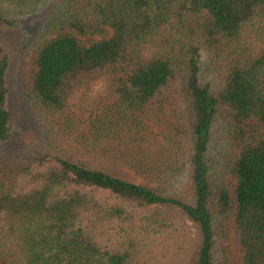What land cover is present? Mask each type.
<instances>
[{"label": "trees", "instance_id": "1", "mask_svg": "<svg viewBox=\"0 0 264 264\" xmlns=\"http://www.w3.org/2000/svg\"><path fill=\"white\" fill-rule=\"evenodd\" d=\"M65 22L80 35L112 31L88 43L61 31L36 51L31 112L80 152L6 175L0 264H147L141 252L155 234L186 222L194 232L181 242L182 264H215L221 219L233 224L241 263L264 264V0H83ZM170 25L185 39L179 50L153 49L168 43L160 32ZM7 65L0 46V143L11 134ZM178 82L187 103L176 119L168 111ZM219 114L229 155L213 148ZM23 171L31 181L19 188Z\"/></svg>", "mask_w": 264, "mask_h": 264}, {"label": "rangeland", "instance_id": "2", "mask_svg": "<svg viewBox=\"0 0 264 264\" xmlns=\"http://www.w3.org/2000/svg\"><path fill=\"white\" fill-rule=\"evenodd\" d=\"M83 0H40L36 6L28 7L26 3H16L9 0H0V8L5 12L7 23L0 25V46L7 56V69L5 75L6 95L4 107L11 115L10 137L0 143V186L8 173L27 168L29 171L45 169L38 161L46 154H56L61 151H69L79 154L80 150L74 141H70L60 135L57 130L46 131L38 118L31 112L28 95L30 93L32 73L35 68L36 51L44 40L50 39L61 31L73 32L78 40L88 43L93 40L108 37L111 29L104 28L101 32L80 35L71 31L65 22L68 12L81 8ZM178 27L171 25L163 28L159 40L153 49L179 50L181 40L184 42L182 32ZM202 51L201 57L207 60L208 54ZM206 72L213 73V67ZM223 71V66L222 70ZM176 105L169 107L168 116L178 119L185 117L187 100L183 99L182 85L176 84ZM41 120V119H40ZM185 123V119H181ZM49 129V128H48ZM227 120L219 114L213 127L212 141L216 152L230 154L226 131ZM220 153H217V157ZM219 158L220 155H219ZM226 162V161H225ZM97 166L111 171L121 178L132 180L136 183L156 185V181L137 174L124 166L113 165L107 162H97ZM19 176L17 186L19 188L28 185L31 176L24 174ZM229 181L227 172L224 174ZM99 199L106 200L109 196L105 192L98 194ZM111 203V200H109ZM182 224L169 226L165 232L155 234L150 245L144 247L141 252L142 261L147 264H182L183 251L181 242L187 241L189 235H193V227L186 222L184 229ZM239 248L236 242L234 227L230 219H221L217 223L214 256L215 264H242ZM1 263V260H0Z\"/></svg>", "mask_w": 264, "mask_h": 264}]
</instances>
